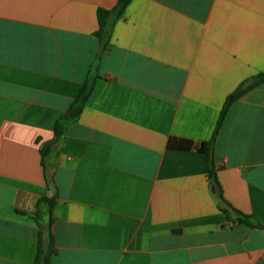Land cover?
Returning a JSON list of instances; mask_svg holds the SVG:
<instances>
[{
    "label": "crops",
    "instance_id": "0c3cea01",
    "mask_svg": "<svg viewBox=\"0 0 264 264\" xmlns=\"http://www.w3.org/2000/svg\"><path fill=\"white\" fill-rule=\"evenodd\" d=\"M118 2L0 0V264L36 263L42 198L51 264H264V229L237 213L264 225V82L215 140L231 208L199 150L264 74V0H132L102 39Z\"/></svg>",
    "mask_w": 264,
    "mask_h": 264
},
{
    "label": "trees",
    "instance_id": "16d2710c",
    "mask_svg": "<svg viewBox=\"0 0 264 264\" xmlns=\"http://www.w3.org/2000/svg\"><path fill=\"white\" fill-rule=\"evenodd\" d=\"M132 0H119L117 7L114 10H104L100 9L98 11V21L100 25V29L97 33V35L105 39L106 36L108 35L109 30L112 27V24L119 19L121 16H123L124 12L126 11L128 5L130 4ZM106 40V39H105ZM264 82V74H260L254 79H252L250 82H247L246 84H243L240 86L233 94H231L225 103V106L223 108L222 114L220 116V119L218 121V125L216 127L214 136L212 140L208 143L202 144L200 147V152L204 153L207 157L208 163H209V180L212 185L216 188V192L220 200L222 201L223 204L230 206V204L227 202V200L223 196V189L219 181V171L220 169L217 167L216 160H215V140L216 137L226 119V116L228 114L229 109L231 106L238 100L240 99L247 91L250 89L259 86L261 83ZM95 80L94 78L90 77L88 78L77 98L75 101L72 103V105L69 108V111L67 115L65 116L66 121H73L76 120L79 115L81 114L84 105L90 98L93 88H94ZM61 123H59L56 126V131H55V138L52 140L51 145H55L57 142H59L62 139V135L64 131L61 129ZM183 141L181 139H172L170 142L171 147H180ZM47 148L42 150L43 156L45 155V150ZM42 204L48 205V214L50 216L49 220V232H45V229L43 226L40 224V242H39V251L38 255L36 258V263L35 264H51V258L57 253L56 246H55V238L52 233V226L54 224V220L52 218V209L55 204V199H50V198H42L39 201V205L41 206ZM220 209L224 211L228 216L230 214L229 208L226 206L220 205ZM236 211V210H235ZM237 213L240 215L238 220L246 225H249L254 228H262L264 229V225L257 223L251 216L241 214L240 212L237 211Z\"/></svg>",
    "mask_w": 264,
    "mask_h": 264
},
{
    "label": "water",
    "instance_id": "95a60500",
    "mask_svg": "<svg viewBox=\"0 0 264 264\" xmlns=\"http://www.w3.org/2000/svg\"><path fill=\"white\" fill-rule=\"evenodd\" d=\"M212 191L215 193L216 192V188L213 186L212 187Z\"/></svg>",
    "mask_w": 264,
    "mask_h": 264
}]
</instances>
